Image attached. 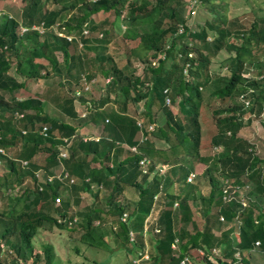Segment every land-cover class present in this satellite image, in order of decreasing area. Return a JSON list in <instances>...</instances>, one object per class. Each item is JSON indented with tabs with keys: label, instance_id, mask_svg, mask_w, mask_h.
Wrapping results in <instances>:
<instances>
[{
	"label": "trees",
	"instance_id": "1",
	"mask_svg": "<svg viewBox=\"0 0 264 264\" xmlns=\"http://www.w3.org/2000/svg\"><path fill=\"white\" fill-rule=\"evenodd\" d=\"M188 1L0 0V264H56L55 247L36 244L54 230L103 250L112 234L128 264L141 251L139 264L264 261V158L241 136L264 125V16L247 25L228 0H202L211 16L195 30ZM223 52L226 73H213ZM35 83V95L7 99ZM59 92L51 115L45 99Z\"/></svg>",
	"mask_w": 264,
	"mask_h": 264
},
{
	"label": "rangeland",
	"instance_id": "2",
	"mask_svg": "<svg viewBox=\"0 0 264 264\" xmlns=\"http://www.w3.org/2000/svg\"><path fill=\"white\" fill-rule=\"evenodd\" d=\"M229 9L231 16H239L244 23L247 25L252 22L254 16H264V0H228ZM210 13L207 9L200 8L195 19L193 20L192 28L198 30L202 25L204 20L210 18ZM121 23L117 24V29L121 32ZM133 44H130V47H133ZM113 52V50L111 49ZM122 52H119L118 56H115L117 60L122 58ZM59 59L62 60V56L59 55ZM229 55L226 52L220 53L213 58V63L211 66V70L213 73H219L224 75L226 73V67L228 65ZM261 59L264 60V53L261 55ZM59 78H53L48 81H45L42 84V87H56ZM62 80V79H61ZM64 80V79H63ZM103 82V80L100 79ZM40 85L35 83L29 90H27L24 94H18L17 96L10 95L6 96L9 101L13 98H25L27 96L35 95L36 91L40 90ZM63 93V91H62ZM61 92L59 94H54L53 96H48L45 99L44 106L45 109L51 115H59L58 110L55 107V103L53 99L55 97L61 96ZM90 93H92L90 95ZM89 98L97 99L100 94L96 91L87 92ZM143 105H139L138 110L143 111ZM100 129V127H99ZM101 132V129H100ZM241 136L244 139H247L250 143L255 144L257 154L260 158H264V125L262 121H255L251 127L246 128ZM184 164H190L189 160H183ZM189 166V165H188ZM195 168L198 166L197 162L193 165ZM198 172L201 173L202 169L198 168ZM169 168L167 169V171ZM6 172L5 166H0V175ZM196 181V180H195ZM209 186L206 181L203 180L200 182V190L207 191ZM249 189V188H248ZM246 190L241 191V195H244ZM131 198V196H130ZM132 199V198H131ZM262 206H264V198L261 200ZM92 200L89 195H84L83 205L91 204ZM1 207V202H0ZM106 241L109 245L108 250L103 249H95L91 247L84 246L79 241L72 240L69 238L67 233L60 234L58 230L44 231L39 234V237L36 239L37 247H40L41 244H52L57 251V261L56 264H128L129 256L127 252L121 248H117L114 243V238L112 234L106 233ZM79 249V252H76V249ZM131 258V257H130ZM261 259L260 255L256 256L255 259ZM257 264H264V261H257Z\"/></svg>",
	"mask_w": 264,
	"mask_h": 264
},
{
	"label": "built area",
	"instance_id": "3",
	"mask_svg": "<svg viewBox=\"0 0 264 264\" xmlns=\"http://www.w3.org/2000/svg\"><path fill=\"white\" fill-rule=\"evenodd\" d=\"M201 1L202 0H189L188 3H189V10L190 12L192 13V15H197L198 13V9H199V6L201 4ZM3 15V13L0 12V17ZM31 30L33 31H38L40 34L44 35L45 34V29L44 27H33ZM183 29L180 30V33H182ZM20 32L22 35L26 34L29 32V29L25 28V27H21L20 28ZM85 34H88L87 32ZM59 36L63 37V35L59 34ZM69 41H72L73 39L71 37L68 38ZM191 57V56H190ZM155 65V63L153 64ZM188 67V66H187ZM185 72H187V69H185ZM89 88L87 87L86 88V91H88ZM77 96H80V93H77ZM247 105H249V102H247ZM83 118H86V115L83 116ZM150 130L153 131V128H150ZM46 132H47V129L44 130L43 132V135L46 136ZM85 141H87L88 139H84ZM66 144H68L69 142L67 140L64 141ZM218 151H220V149H216ZM133 151H136V149L134 148ZM5 154V151L3 149H0V157L1 155H4ZM60 157L62 159H66L68 157V152H67V149H64L61 151L60 153ZM150 163L149 160L147 159H143L141 162H140V165L142 167V169L144 170V172L146 173L147 172V167H148V164ZM169 167L167 165H161L160 167H158V170L161 174H165L167 172V169ZM68 178V175L66 174L65 175V179ZM195 180V174H191L189 177H188V183H193ZM53 181V178L49 177L48 178V182H52ZM73 182V181H71ZM231 190V187H226L223 191V195H224V200L226 202H230L232 199H234L233 195L231 194L230 192ZM236 192L239 194L240 192V189L239 188H236ZM237 199L239 201H241L242 203H244V201L241 199L240 195L237 197ZM57 203H60V200L58 199L57 200ZM175 207H178V204H175ZM128 219V215L127 214H124L123 217H122V222H125L127 221ZM221 221H224V219H221ZM156 233H159V230L157 229L155 231ZM129 240L130 242L134 243L135 242V234L134 232H130L129 234ZM177 243L178 241H176V243L173 245V249L174 250H177ZM260 243H257V246H259ZM219 250L217 249H213L210 251V254L213 255V256H218L219 255ZM198 253L201 257H205L207 254L204 250H198ZM150 260V256H149V253L147 251H141L139 254H138V257L136 259H134L133 263L134 264H139L141 263L142 261H149ZM180 264H191V261L189 259V257H185L181 262Z\"/></svg>",
	"mask_w": 264,
	"mask_h": 264
},
{
	"label": "crops",
	"instance_id": "4",
	"mask_svg": "<svg viewBox=\"0 0 264 264\" xmlns=\"http://www.w3.org/2000/svg\"><path fill=\"white\" fill-rule=\"evenodd\" d=\"M84 133H85V134H89L90 132H88V130H84ZM93 134L95 135V137H100V134H101L100 129L97 127V128L94 130V133H93Z\"/></svg>",
	"mask_w": 264,
	"mask_h": 264
}]
</instances>
